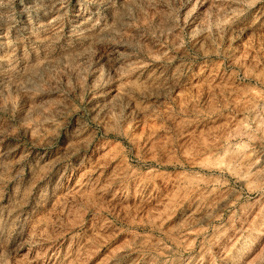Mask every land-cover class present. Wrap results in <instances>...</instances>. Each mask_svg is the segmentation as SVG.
Returning a JSON list of instances; mask_svg holds the SVG:
<instances>
[{
	"label": "rangeland",
	"instance_id": "rangeland-1",
	"mask_svg": "<svg viewBox=\"0 0 264 264\" xmlns=\"http://www.w3.org/2000/svg\"><path fill=\"white\" fill-rule=\"evenodd\" d=\"M0 264H264V0H0Z\"/></svg>",
	"mask_w": 264,
	"mask_h": 264
}]
</instances>
